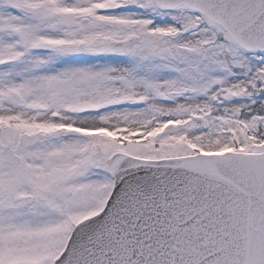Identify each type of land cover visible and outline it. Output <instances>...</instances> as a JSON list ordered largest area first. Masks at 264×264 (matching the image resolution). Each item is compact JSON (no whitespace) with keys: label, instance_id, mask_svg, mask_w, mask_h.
Returning a JSON list of instances; mask_svg holds the SVG:
<instances>
[{"label":"snow or ice","instance_id":"1","mask_svg":"<svg viewBox=\"0 0 264 264\" xmlns=\"http://www.w3.org/2000/svg\"><path fill=\"white\" fill-rule=\"evenodd\" d=\"M0 264H264V0H0Z\"/></svg>","mask_w":264,"mask_h":264}]
</instances>
